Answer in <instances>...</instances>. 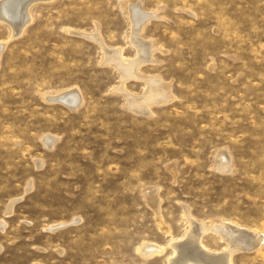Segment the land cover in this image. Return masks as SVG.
I'll use <instances>...</instances> for the list:
<instances>
[{
	"label": "rangeland",
	"instance_id": "rangeland-1",
	"mask_svg": "<svg viewBox=\"0 0 264 264\" xmlns=\"http://www.w3.org/2000/svg\"><path fill=\"white\" fill-rule=\"evenodd\" d=\"M0 9V264H264V0Z\"/></svg>",
	"mask_w": 264,
	"mask_h": 264
},
{
	"label": "bare ground",
	"instance_id": "bare-ground-1",
	"mask_svg": "<svg viewBox=\"0 0 264 264\" xmlns=\"http://www.w3.org/2000/svg\"><path fill=\"white\" fill-rule=\"evenodd\" d=\"M14 2V0H0V8L2 7H9L10 4H12ZM32 4V3H31ZM28 5V1H27V4H26V7ZM133 11H134V16H133V23H134V27H135V30H134V40L137 41V45H138V49H139V56H137L138 58L133 60V61H127L126 63L120 61L119 59V53L117 51L115 52H111L110 54H108L107 56V62H112L114 63L115 65L118 66V68L121 70L122 72V75L124 77H129V76H134L135 74V69H137V66H139V63L142 62L143 60L147 59L149 57V54H150V48H149V44L146 45V43L142 42L140 39H139V31L140 29H142L144 23L143 21H145L144 19V16L139 13L138 9H136V7L134 8L133 7ZM30 10V9H29ZM1 11V9H0ZM2 14H0L1 16ZM4 15H2L1 17H3ZM12 27V26H11ZM18 28V27H17ZM133 37V36H132ZM153 48V47H152ZM123 58V57H122ZM148 79V78H147ZM146 82V81H145ZM147 84H148V87H147V91L145 92V94L141 97V98H138L136 100H133L129 102V105L135 109H145L147 108V106L151 105V104H154V103H159V102H165V100H167V93L165 92L164 89H162L161 87H158V86H161L159 84V82H156L154 80H148L147 81ZM58 94V93H57ZM59 95V94H58ZM61 96V95H60ZM133 96V95H132ZM48 97V96H47ZM54 98V97H53ZM73 98V97H72ZM60 99V98H58ZM151 107V106H150ZM149 108H147L148 110ZM141 112V111H140ZM147 112V111H146ZM149 112V111H148ZM143 113V112H142ZM222 156V155H221ZM226 157V156H225ZM221 158V157H220ZM219 158V159H220ZM224 158V157H223ZM229 162V161H227ZM227 162H224L222 160H219L218 163V167L219 168H226L227 166ZM229 166V165H228ZM150 198V197H149ZM190 216V215H189ZM194 219V218H193ZM191 219V220H193ZM197 221V220H196ZM195 223V220L193 221ZM204 223V222H203ZM223 223V222H222ZM206 224V223H205ZM2 225V224H1ZM193 225V224H192ZM216 225V223H215ZM203 226V225H202ZM195 227V228H194ZM193 227V230H191V232L189 233V239H194L196 235L199 234V230H201V227L200 226H194ZM220 228V226H219ZM239 228V227H238ZM1 229V228H0ZM189 229V228H188ZM187 229V230H188ZM248 231V230H247ZM185 232V231H184ZM249 232V231H248ZM250 234V233H249ZM251 235V234H250ZM182 240V239H181ZM248 240V239H247ZM259 240V239H258ZM230 241V240H229ZM238 239L237 240H232L230 243H231V246H232V249L230 251H232L234 248H236L239 243H238ZM241 241V240H240ZM252 241H253V238H252ZM241 242H245V241H241ZM182 243V242H181ZM180 243V244H181ZM172 244V243H171ZM192 244H194L192 242ZM197 244V243H195ZM200 245V244H198ZM227 245V244H226ZM260 245V243H259ZM203 246V245H202ZM163 247V246H162ZM201 247V246H200ZM256 247V246H254ZM139 249V248H138ZM197 249V248H196ZM208 249V248H207ZM237 249V248H236ZM200 250V248L198 249ZM206 250V249H205ZM227 250V249H226ZM240 250V249H239ZM176 251V250H175ZM229 251V252H230ZM212 252V251H211ZM177 253V252H176ZM178 254V253H177ZM199 259L200 260H208V264H232L230 262V258L232 257H229V254L228 252L226 253H223L221 256H219L220 258H217L215 257L213 254H210L205 251H202V252H199ZM180 257V255L178 256ZM217 258V259H216ZM170 259H172L170 257ZM178 260H180L179 258H177ZM173 260V259H172ZM218 261V262H217ZM210 262V263H209ZM188 264H192L193 261H189L187 262ZM204 263V262H203ZM172 264H175V261H172Z\"/></svg>",
	"mask_w": 264,
	"mask_h": 264
}]
</instances>
